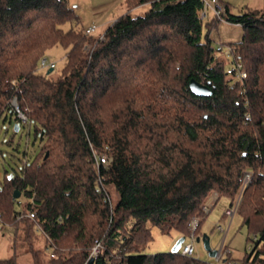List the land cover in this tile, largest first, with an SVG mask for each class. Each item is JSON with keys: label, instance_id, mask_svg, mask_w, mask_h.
<instances>
[{"label": "trees", "instance_id": "16d2710c", "mask_svg": "<svg viewBox=\"0 0 264 264\" xmlns=\"http://www.w3.org/2000/svg\"><path fill=\"white\" fill-rule=\"evenodd\" d=\"M143 5V15H130ZM223 5L225 21L242 27L229 44L246 72L236 82L226 74L230 59L213 57L209 34L218 20L204 24L202 0H124L125 14L101 40L86 28H62L78 24L67 0H0V122L14 133L15 123L33 128L39 141L32 161L3 169L0 219L15 230L24 222L28 244L30 228H39L44 245L30 247L32 264H88L96 241L92 264H214L139 247L152 240L149 226L187 237L212 193L231 209L246 175L234 214L250 243L236 264H264V13L233 15ZM56 46L64 67L39 72ZM191 79L211 95H193ZM93 153L112 159L99 169L117 198L111 207L96 193ZM29 211L33 220L16 218ZM229 256L219 264H232Z\"/></svg>", "mask_w": 264, "mask_h": 264}, {"label": "rangeland", "instance_id": "374dc122", "mask_svg": "<svg viewBox=\"0 0 264 264\" xmlns=\"http://www.w3.org/2000/svg\"><path fill=\"white\" fill-rule=\"evenodd\" d=\"M221 1L228 7L229 13L233 15L255 10L264 13V0ZM67 3L69 6L73 7L78 18V24L74 25L67 23L62 26L63 29H68L69 27L85 29L92 25L99 28L103 27L101 29H104L105 22L112 23L126 12L124 0H67ZM146 10V6H138L131 10L130 15L133 17L140 16L143 15ZM212 19L213 15L208 11L203 22L204 24L210 23ZM205 32L206 29L204 27V33ZM209 35L211 36L213 47L216 43H222L225 45L230 43L233 44L241 39L242 27L241 25L227 21H218L216 26L211 29ZM42 58H45L49 63L54 64V67L51 70L52 75L59 74L66 61L65 50L59 46L53 47ZM48 70L50 69H44L39 66L38 71L43 73ZM38 148L39 141L34 136L33 128H31L28 133L26 128L21 127L18 132L14 133L12 127L0 122V181L3 177V169L12 172L10 169L13 168L16 171H19V168L23 163L33 160ZM215 194L216 193H212L205 203L210 199H215ZM116 199L115 193L110 190L111 202H116ZM228 208L229 200L221 197L216 201L215 205L205 218L202 217V208L199 215L194 218H197L199 222L202 220L200 234H206L208 236L211 249L219 250L221 248V251L218 254L219 256H224L226 253L228 254L229 251V258L232 261V264H236L242 259L250 242L248 241L247 229L242 225L238 214L233 215L230 223L229 219L223 217L224 211ZM23 226H25L24 222H20L18 229L15 230L12 229V227L7 226L6 223L2 224V229L0 231V260L16 256L18 264H32L30 247L41 250L44 242L41 232L36 226H32L29 230V234L33 239V243L28 244L23 237ZM218 227H221L222 231H220ZM149 228L152 240L148 244L139 247V253L144 255H154L157 253L170 252L178 239V233L172 230L169 234H166L162 233L157 227L149 226ZM188 241L189 240L186 239V242ZM194 247L195 255L193 257L210 263L215 262V258L208 256V253L204 250L201 242L195 241Z\"/></svg>", "mask_w": 264, "mask_h": 264}, {"label": "built area", "instance_id": "2783aa9c", "mask_svg": "<svg viewBox=\"0 0 264 264\" xmlns=\"http://www.w3.org/2000/svg\"><path fill=\"white\" fill-rule=\"evenodd\" d=\"M202 2H203V10L201 12L202 18H205L207 15V12L210 11L216 20L225 21V19H224L225 7L221 3L220 0H202ZM84 32L86 35H98L100 40L102 39L101 34H99L100 32L98 30V27H96L94 25L87 27ZM213 57L215 59H220V58L230 59L229 65L226 68V74L233 78V82L240 81V80H243L246 78V72L243 69L242 64L233 57L232 48L229 44L225 45L222 43H216V45L213 47ZM39 66L41 68H44V69H46V68L52 69L54 67V64L49 63L47 61V59L42 58L40 60ZM11 103L13 105L15 112H16V117L18 118L19 123L21 125H26L28 123L27 116L24 115L22 112H20V110L18 109V106L16 105L15 99H13L11 101ZM92 157H93V164H94L95 170L97 172V178L95 181L96 193L101 194L103 202H106V203L108 202L110 207H111L110 195L107 193V191L104 188L103 180H102V177L100 176L99 169L100 168H102L103 170L108 169L111 165L112 159L105 154L99 155L96 153H93ZM248 180H249V176L248 175L244 176L243 181H242V185H241L240 190L237 194V197H236V200H235L233 207L231 209L225 210L226 215L229 216V223H230V220H231L234 212L236 211V209H237V207L241 201L242 191H243L244 187L247 185ZM216 199L217 198H216V194H215V199L213 198V199L208 200L202 206V217L203 218H205L207 216V214L211 211ZM22 217H26L28 219L33 220L34 213L32 211H29L25 215L17 216L16 218L19 220ZM198 222H199V220L197 218H193L190 221L188 235H187V237H185V240L179 249L181 254L186 256V257H193L195 255L194 242L196 241L195 232H196V229L198 226ZM2 224H3V222L0 219V231L2 229ZM37 229H39V228L37 227ZM218 229L220 231H222L221 227H218ZM186 239H188L189 241L186 242ZM99 248H100V242L96 241L93 248L91 249L89 258L90 257H96L98 254ZM220 251H221V248L219 249V252ZM220 257L221 256L218 255L215 258L214 264H219Z\"/></svg>", "mask_w": 264, "mask_h": 264}, {"label": "water", "instance_id": "95a60500", "mask_svg": "<svg viewBox=\"0 0 264 264\" xmlns=\"http://www.w3.org/2000/svg\"><path fill=\"white\" fill-rule=\"evenodd\" d=\"M52 69L48 70V72H50ZM189 90L190 92L198 97H206V96H210L211 95V89L208 87V85L202 83V82H198L194 79H191L189 81L188 84ZM14 129L15 132L18 131V124L15 123L14 125ZM47 156V154L45 155V157ZM10 177V176H9ZM20 196L19 192L15 191L13 194V198H18ZM185 237L182 236L180 238H178L175 242V244L173 245L171 252L176 253L179 251L182 243L184 242ZM196 242H201L203 244L204 250L208 253L209 257L212 258H216L218 256L219 250H213L210 247L209 244V238L206 234H203L201 236L196 237ZM94 261V257H90L88 260V264H92Z\"/></svg>", "mask_w": 264, "mask_h": 264}, {"label": "crops", "instance_id": "0c3cea01", "mask_svg": "<svg viewBox=\"0 0 264 264\" xmlns=\"http://www.w3.org/2000/svg\"><path fill=\"white\" fill-rule=\"evenodd\" d=\"M222 2V1H221ZM143 6H146L147 7V5H143ZM107 23V24H106ZM111 23H109V22H105L104 23V29L108 26V25H110ZM101 28H103V27H98V30L100 31V32H102L104 29H101ZM210 36V35H209ZM210 39H211V36H210Z\"/></svg>", "mask_w": 264, "mask_h": 264}]
</instances>
